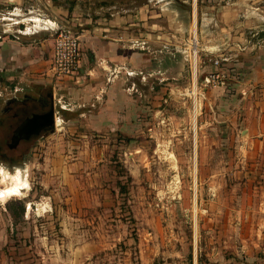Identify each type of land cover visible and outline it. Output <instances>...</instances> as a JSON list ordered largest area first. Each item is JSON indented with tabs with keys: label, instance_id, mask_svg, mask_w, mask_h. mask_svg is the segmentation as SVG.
<instances>
[{
	"label": "rangeland",
	"instance_id": "rangeland-1",
	"mask_svg": "<svg viewBox=\"0 0 264 264\" xmlns=\"http://www.w3.org/2000/svg\"><path fill=\"white\" fill-rule=\"evenodd\" d=\"M213 2H84L94 15L162 10L152 21L167 20V48L179 51L187 76L162 93L153 85L127 134L77 118L75 101L54 95L53 131L20 167L0 165V264H264L262 194L248 193L262 180L245 177L236 142L191 86Z\"/></svg>",
	"mask_w": 264,
	"mask_h": 264
},
{
	"label": "crops",
	"instance_id": "crops-1",
	"mask_svg": "<svg viewBox=\"0 0 264 264\" xmlns=\"http://www.w3.org/2000/svg\"><path fill=\"white\" fill-rule=\"evenodd\" d=\"M213 1L206 15L213 26L197 49L199 70L192 72L191 86L207 98L209 119L236 142L238 156L243 157L239 163L248 171L245 177L256 173L253 177L262 180L248 193L261 192L264 204V0ZM84 2L0 0V105L24 87L50 85L54 95L75 101L77 118L131 133L139 108L151 104L153 85L162 93L167 81L184 82V58L167 48L162 32L167 31V20L152 21L153 13L164 16L162 10L142 6L125 13L103 7L94 15L85 10ZM53 23L74 30L80 38L78 78L53 82L46 76L59 28ZM214 60L220 61L219 67ZM217 72L224 74V86L207 87L206 76ZM233 164L231 160L230 167Z\"/></svg>",
	"mask_w": 264,
	"mask_h": 264
},
{
	"label": "flooded vegetation",
	"instance_id": "flooded-vegetation-1",
	"mask_svg": "<svg viewBox=\"0 0 264 264\" xmlns=\"http://www.w3.org/2000/svg\"><path fill=\"white\" fill-rule=\"evenodd\" d=\"M58 110L47 86H29L8 96L0 105V165L13 169L24 163L34 145L54 129ZM51 115L52 124L36 117ZM33 125L31 134L24 128Z\"/></svg>",
	"mask_w": 264,
	"mask_h": 264
},
{
	"label": "built area",
	"instance_id": "built-area-1",
	"mask_svg": "<svg viewBox=\"0 0 264 264\" xmlns=\"http://www.w3.org/2000/svg\"><path fill=\"white\" fill-rule=\"evenodd\" d=\"M54 25L56 23H53ZM53 53L49 62L46 76L55 82L78 78L80 75L81 48L80 38L72 30L59 27L54 34ZM194 68L196 66L197 52H192ZM213 65L219 67L220 61L214 60ZM223 73H209L205 78L207 87L224 86ZM60 104V100H58ZM63 108V106H61Z\"/></svg>",
	"mask_w": 264,
	"mask_h": 264
},
{
	"label": "water",
	"instance_id": "water-1",
	"mask_svg": "<svg viewBox=\"0 0 264 264\" xmlns=\"http://www.w3.org/2000/svg\"><path fill=\"white\" fill-rule=\"evenodd\" d=\"M68 30H71V29H68ZM42 119L47 120L46 124H52L51 115H46V116L36 117L35 118V120H42ZM34 129H35V126H33V125L26 126L24 128V133L25 134H31Z\"/></svg>",
	"mask_w": 264,
	"mask_h": 264
},
{
	"label": "bare ground",
	"instance_id": "bare-ground-1",
	"mask_svg": "<svg viewBox=\"0 0 264 264\" xmlns=\"http://www.w3.org/2000/svg\"><path fill=\"white\" fill-rule=\"evenodd\" d=\"M5 193H6L7 197L13 196L16 193V187H12V188L8 189V191Z\"/></svg>",
	"mask_w": 264,
	"mask_h": 264
},
{
	"label": "trees",
	"instance_id": "trees-1",
	"mask_svg": "<svg viewBox=\"0 0 264 264\" xmlns=\"http://www.w3.org/2000/svg\"><path fill=\"white\" fill-rule=\"evenodd\" d=\"M24 208L23 206L20 207V212H23ZM11 216H13V214L11 213Z\"/></svg>",
	"mask_w": 264,
	"mask_h": 264
}]
</instances>
